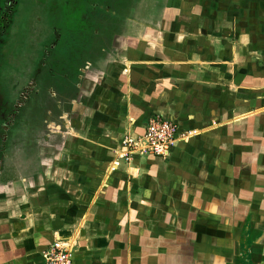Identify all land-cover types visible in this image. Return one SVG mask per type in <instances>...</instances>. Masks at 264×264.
<instances>
[{"label":"crops","instance_id":"crops-1","mask_svg":"<svg viewBox=\"0 0 264 264\" xmlns=\"http://www.w3.org/2000/svg\"><path fill=\"white\" fill-rule=\"evenodd\" d=\"M247 3H153L81 69L74 137L0 142V264H46L58 240L74 264H264V11ZM153 116L199 134L120 160Z\"/></svg>","mask_w":264,"mask_h":264},{"label":"rangeland","instance_id":"rangeland-1","mask_svg":"<svg viewBox=\"0 0 264 264\" xmlns=\"http://www.w3.org/2000/svg\"><path fill=\"white\" fill-rule=\"evenodd\" d=\"M168 1L0 0L3 149H9L11 138L17 136L31 138L34 148L47 134L52 145L74 137L77 130L69 122L76 117L74 102L81 69L103 55L112 39L123 32L124 23L151 22V6H166ZM182 1L192 6L197 16L202 10L239 7L246 2ZM247 2L251 11H257L249 21L263 19L258 11H264V0Z\"/></svg>","mask_w":264,"mask_h":264},{"label":"built area","instance_id":"built-area-1","mask_svg":"<svg viewBox=\"0 0 264 264\" xmlns=\"http://www.w3.org/2000/svg\"><path fill=\"white\" fill-rule=\"evenodd\" d=\"M198 134L197 130L183 131L178 124L161 116H153L143 136H126L119 151V158L128 164L133 161L135 155L155 156L167 160L177 142ZM116 166L115 164L113 167ZM75 248L73 244L58 240L45 252L46 264H74Z\"/></svg>","mask_w":264,"mask_h":264}]
</instances>
